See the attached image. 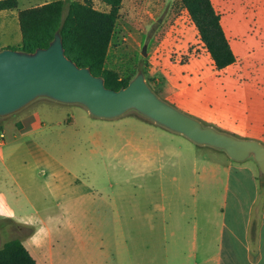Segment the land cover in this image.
Instances as JSON below:
<instances>
[{
	"label": "rangeland",
	"instance_id": "374dc122",
	"mask_svg": "<svg viewBox=\"0 0 264 264\" xmlns=\"http://www.w3.org/2000/svg\"><path fill=\"white\" fill-rule=\"evenodd\" d=\"M52 1L56 0H16L15 9L0 11V49H18L20 11ZM91 3L96 10L108 9L101 0ZM215 8L224 19L235 12L249 14L243 9ZM253 12L262 16L259 10ZM144 43L146 57L140 54ZM200 49L205 46L179 0H122L104 65L120 78L132 70L145 69V80L154 88L155 65L179 64L189 57L186 51L197 54ZM66 110L59 124L40 117L42 124L19 139L16 151L7 150L10 145L5 147L8 166H0V211L8 215L35 207L42 218L51 213L60 218L57 225L64 230L60 239L68 242L79 240L69 226L74 218L81 223L80 239L100 247L105 256L102 259L109 264L124 262L120 254L116 255L122 251L116 244L130 235L134 241L130 251L133 264H151V258L164 257L177 260L172 264H179L181 258H186V264H214L221 209L230 215L234 208L233 174L227 170L231 161L225 153L197 146L135 112L105 120L89 116L79 106ZM18 116L13 114L2 121L8 141ZM243 164L254 169L258 178L252 158ZM256 181L258 185L264 182ZM17 182L23 186L22 192ZM245 187L241 188L242 208L255 194L248 183ZM64 205L73 212L69 216L61 208ZM260 207L258 200L252 234L257 229ZM128 225L134 232L124 236L120 228H131ZM31 231L10 219H0V247Z\"/></svg>",
	"mask_w": 264,
	"mask_h": 264
},
{
	"label": "crops",
	"instance_id": "0c3cea01",
	"mask_svg": "<svg viewBox=\"0 0 264 264\" xmlns=\"http://www.w3.org/2000/svg\"><path fill=\"white\" fill-rule=\"evenodd\" d=\"M210 2L215 11L217 6L249 12L247 16L235 12L226 19L220 16V24L235 56V62L222 70H216L205 49H200L197 54L186 51L189 57L184 62L173 65L164 63L160 67L155 65L153 67L155 87H150L170 104L178 106L182 112L205 124L264 144V0H210ZM254 10H259L262 16L252 15ZM72 106L79 105H66L44 98L32 102L17 112L19 116L14 122L16 130L11 141L5 139L2 125V121L11 115L0 118V132L3 134V142L0 144V166L3 169L8 166L5 147L10 145L7 150L16 151L19 139L29 136L37 125L42 124L40 117L52 124H59L62 113L67 112L66 109ZM230 161L227 170L233 174L234 208L230 215L227 210L221 209L214 264H264V182L258 185L254 169L243 164L244 162ZM245 183L251 186L255 194L252 200L245 204V208H242L241 199L244 195L241 188H246ZM17 185L21 186L22 192L21 183L17 182ZM77 199H81L80 196H77ZM258 200L261 201L259 221L257 229L252 234L251 226ZM27 201L32 203L30 200ZM61 208L68 216L73 213L69 206L64 205ZM40 212L35 207L31 211H12L8 215L0 211V219L7 218L13 223L31 228L29 235L17 239L36 264H109L107 260L102 259V255L105 256L101 253L100 247L80 239L83 234L81 223L76 222L74 218L69 221L70 230L79 240L63 241L60 236L64 230L62 226L57 225L60 218L51 213L42 218ZM119 232L124 233V236L125 233L132 234L134 227L125 229L121 226ZM124 239L122 244H116L122 247L120 248L122 251L116 255L120 254L123 257L124 262L120 264H133L130 255L134 248L133 237L130 235ZM173 261L177 260L165 257L151 258V264H172ZM186 261V258H181L178 262L186 264Z\"/></svg>",
	"mask_w": 264,
	"mask_h": 264
},
{
	"label": "water",
	"instance_id": "95a60500",
	"mask_svg": "<svg viewBox=\"0 0 264 264\" xmlns=\"http://www.w3.org/2000/svg\"><path fill=\"white\" fill-rule=\"evenodd\" d=\"M140 54L147 56V43ZM79 105L93 118L111 120L135 112L143 119L186 138L197 146L222 151L240 163L252 158L264 176V144L240 139L179 111L159 98L139 70L125 87L107 88L89 68L78 67L63 50L55 32L45 48L33 52L0 49V118L13 115L38 99Z\"/></svg>",
	"mask_w": 264,
	"mask_h": 264
},
{
	"label": "trees",
	"instance_id": "16d2710c",
	"mask_svg": "<svg viewBox=\"0 0 264 264\" xmlns=\"http://www.w3.org/2000/svg\"><path fill=\"white\" fill-rule=\"evenodd\" d=\"M105 11L93 8L91 0H56L41 6L22 10L18 21L21 42L18 49L33 52L45 48L55 32L62 38L65 56L78 67H87L94 76H100L107 88L125 87L137 71L120 78L105 68L108 48L118 19L122 0H101ZM197 30L200 41L209 53L216 70L235 62V56L220 24V16L210 0H179ZM16 0H0V11L15 9ZM141 71L146 74L145 69ZM263 180L264 176H257ZM0 264H36L21 241L12 238L0 247Z\"/></svg>",
	"mask_w": 264,
	"mask_h": 264
},
{
	"label": "built area",
	"instance_id": "2783aa9c",
	"mask_svg": "<svg viewBox=\"0 0 264 264\" xmlns=\"http://www.w3.org/2000/svg\"><path fill=\"white\" fill-rule=\"evenodd\" d=\"M2 141H3V134H2V132H0V144Z\"/></svg>",
	"mask_w": 264,
	"mask_h": 264
}]
</instances>
